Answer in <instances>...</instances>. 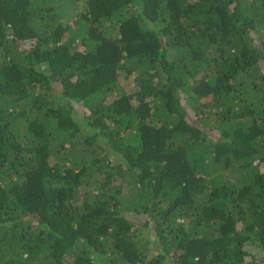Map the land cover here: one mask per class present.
Here are the masks:
<instances>
[{
	"label": "trees",
	"instance_id": "obj_1",
	"mask_svg": "<svg viewBox=\"0 0 264 264\" xmlns=\"http://www.w3.org/2000/svg\"><path fill=\"white\" fill-rule=\"evenodd\" d=\"M0 264H264V0H0Z\"/></svg>",
	"mask_w": 264,
	"mask_h": 264
},
{
	"label": "rangeland",
	"instance_id": "obj_2",
	"mask_svg": "<svg viewBox=\"0 0 264 264\" xmlns=\"http://www.w3.org/2000/svg\"><path fill=\"white\" fill-rule=\"evenodd\" d=\"M132 77L133 76L124 78L123 75L119 76V79H120V82L122 84V87L125 88L128 92L133 90V87H134V84H133V81H132Z\"/></svg>",
	"mask_w": 264,
	"mask_h": 264
}]
</instances>
